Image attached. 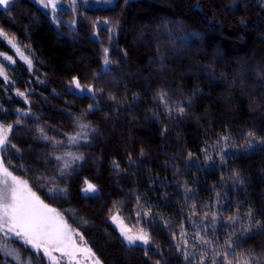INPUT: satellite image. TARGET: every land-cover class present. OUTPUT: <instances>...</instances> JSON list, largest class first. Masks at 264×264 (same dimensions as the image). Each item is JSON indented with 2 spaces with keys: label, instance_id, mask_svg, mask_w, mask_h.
<instances>
[{
  "label": "trees",
  "instance_id": "1",
  "mask_svg": "<svg viewBox=\"0 0 264 264\" xmlns=\"http://www.w3.org/2000/svg\"><path fill=\"white\" fill-rule=\"evenodd\" d=\"M59 14L62 20L31 0H11L0 9V29L15 38L34 69L30 72L20 58L11 66L1 64L10 82L0 76V123L14 125L10 140L20 150L1 156L13 175L29 181L44 203L64 215L100 264H188L175 247L181 225L191 244L195 224L207 223L216 211L226 221L237 208L244 215L228 259L243 264L249 253L264 259V230L246 215L251 209L253 221L264 225V86L259 83L264 78V0H86ZM101 22H107V30ZM105 48L113 61L110 74L102 73ZM0 53L15 54L3 37ZM73 77L82 87L93 85L96 100L71 94ZM160 91L167 92L170 107L180 102L186 114L173 111L175 118L168 119L154 99ZM134 95L139 99L133 101ZM188 99L191 107L183 103ZM97 104L99 110L85 115L89 105ZM79 123L95 129H83L87 142L71 144L58 134L82 131ZM41 127L63 146L39 139ZM249 132L254 146L242 147ZM68 152L84 159L61 179L63 161L51 157ZM40 176L52 179L48 187L67 188L66 195L49 198L47 187L36 184ZM85 180L98 187L95 197L83 195ZM186 187L192 192L186 194ZM192 204L198 215L189 220ZM149 209L150 216H143ZM117 212L129 226L150 234L147 255L144 247L130 248L122 239L110 221ZM230 232L217 221L216 236L205 237L221 259ZM9 242L33 264H50L43 254L37 257ZM203 250L196 249L197 256ZM208 254L205 264H210V249ZM0 264L15 262L0 254ZM192 264H198L196 257Z\"/></svg>",
  "mask_w": 264,
  "mask_h": 264
},
{
  "label": "snow or ice",
  "instance_id": "2",
  "mask_svg": "<svg viewBox=\"0 0 264 264\" xmlns=\"http://www.w3.org/2000/svg\"><path fill=\"white\" fill-rule=\"evenodd\" d=\"M75 3V0H72ZM10 0H0V6L5 8L8 7ZM53 10L56 9L57 5L55 0H48V3L44 4V7H49ZM105 24V30H107L106 24L107 22H101ZM112 35H115V30L113 29ZM0 37H3L7 40L8 44L12 46V48L16 49V52L19 53L20 49L16 45L15 38L8 37L7 33H5L2 29H0ZM104 57L103 63L104 68L102 70L103 74H110L112 71L111 65L113 61L109 57V50L105 48L103 50ZM3 55V54H0ZM125 55H127L125 53ZM27 62L28 70L34 73L33 69V61L28 57H24ZM12 58L9 56H3V61L0 62H8L11 61ZM0 76H4L6 82L7 77L4 75L3 71L0 70ZM96 78H99L98 76ZM71 83L74 85V88L70 90L71 94H79L85 95L87 94L93 100H96V89L93 85H88L82 87L79 80L76 77H73ZM259 83L264 86V78H261ZM78 90V93H77ZM101 92L103 90H100ZM198 91V90H197ZM194 94H196L194 92ZM17 95L25 97L26 94L24 92H17ZM167 92L160 91L156 94L154 99L161 104L167 111L168 119H174L172 116V112L176 111L181 116L186 114V109L181 105L180 102H175L171 107L168 104L166 99ZM102 99V96H101ZM111 99L115 103H119L120 101L117 97L112 96ZM138 95L133 96V101L138 100ZM183 103H187L189 107H191L192 101L190 99L185 100ZM99 110V105L97 104L94 108L93 105H89L85 115ZM20 116L27 117L29 115L28 112H22L17 110ZM155 115V113H153ZM17 124L20 123L18 119L16 121ZM78 127L82 130L76 132L74 135H69L66 133H61L58 130V134L66 135L67 141L71 144H79L81 140L87 142L88 136L87 133L83 131V129H91L90 124L79 123ZM14 125L8 124L4 125L0 123V153H7L10 149H15L16 153H19L20 150L16 148L15 144L11 143L10 135L13 132ZM92 132H95V129H91ZM167 129L165 128V132ZM40 136L39 139L43 141L50 142L53 147L63 146L64 141L55 140L53 137H49L45 134V129L41 127L39 129ZM163 134V133H162ZM254 133L249 132L248 138L246 139V143L242 145V147L251 148L254 146ZM229 139L228 136L222 137V140L227 141ZM144 152L141 149V157H143ZM191 153H189V157H191ZM67 157H71L72 163L69 162ZM6 157L0 156V254L3 257L11 258L15 264H33L31 257L24 259L22 254L17 249H10L7 246V242L13 240L19 243L26 252H32L33 255L40 257L43 254L46 257L50 264H61V261L67 258L69 264H72L73 261H76V264H79L78 254L85 260L93 259L94 253H92L90 248L82 247L77 243V239L82 244H86L84 241L83 235L76 230H74L64 218V215L57 211L56 209L50 207L48 204L44 203V201L37 196V194L32 190V187L29 185V181L23 180L18 176L13 175V173L9 170L10 165L4 164V159ZM56 161H63V166L58 169V175L61 179H66L69 175V170L74 171L75 169L72 167V164L76 161H80L84 159V156L74 155L71 152L65 153L63 156L53 155L51 157ZM224 155H221V161L224 160ZM211 159V157H208ZM134 163L131 156L128 157V165L129 167ZM115 170L120 169L119 163L113 161L112 164ZM23 167V165L21 166ZM179 171V170H178ZM233 178L240 183H243L242 180L239 179V173L234 172ZM53 181L51 178H46L44 176H40L36 179V184L38 187L44 188L47 187V194L49 198L55 199L56 197H64L67 193V188H61L58 185L48 187L49 184H52ZM85 187L81 190L85 198L95 197L99 193V189L96 185L85 180ZM192 192L191 188H185V193ZM187 198V197H186ZM140 197H137V203H139ZM192 211L189 214V220L191 217L197 216L198 213L196 211V205H190ZM205 207H211L210 205H206ZM71 211V210H69ZM237 214L233 216L227 217V220L224 221L222 219V213L220 211L213 212L211 215V219L207 220L205 223L203 220L199 224H195L194 227L197 229L194 231L191 244L189 243L187 230L184 229L183 225H181L180 232V242L175 244L176 250L181 252L184 259L188 264H192V258L196 257L198 264H205L206 260H209L208 249H210L213 253L210 258V264H232V261L228 259V253L234 250V246L238 244L239 237L237 236L236 224L239 221L240 215H244L241 209L237 208ZM150 209L143 213V216H150ZM205 219L208 217V213H205ZM246 215L249 217V223H255L261 230H264V225H261L259 221H253L252 219V210L249 209ZM137 217L141 216L140 212L136 213ZM113 223L120 221L122 223V218L118 215H112L110 217ZM217 221H220V227H231L232 232L229 233L228 238L224 242L223 246V258L221 259V252L217 251L213 241L205 239L206 236L211 234L212 236H216L217 232ZM83 223H87L84 221ZM167 224V221H165ZM211 226V227H209ZM121 235L124 240L127 242V245L131 247H144L145 254L147 255L148 251L151 248L152 237L146 231L140 230L138 232L132 233L129 229L121 227L120 229ZM243 232L250 231V228L242 229ZM201 232L204 234L201 235ZM173 239H176V235L173 233ZM237 237L234 241L233 237ZM139 242V243H138ZM191 248V250H189ZM204 249L199 256L196 254V249ZM54 253H59L60 255H54ZM244 254H241L242 258ZM249 259L243 261V264H264V259L256 260L254 257H251V254H248ZM95 264H99L98 260H95ZM156 264H161V261H156Z\"/></svg>",
  "mask_w": 264,
  "mask_h": 264
},
{
  "label": "rangeland",
  "instance_id": "3",
  "mask_svg": "<svg viewBox=\"0 0 264 264\" xmlns=\"http://www.w3.org/2000/svg\"><path fill=\"white\" fill-rule=\"evenodd\" d=\"M32 2H34L38 7H40L44 12H46V13H48L51 17H58L60 20H62V18L60 17V14H59V12H60V10H72V9H74V8H76L77 6H79V5H85V3H86V0H75V3H73L72 2V0H55V3H56V5H57V7H56V9L55 10H53L52 8H51V6H49V7H44V4L45 3H48V0H31ZM10 3H11V0H10ZM10 3H9V5H10ZM8 5V6H9ZM0 9H6L5 7H3V6H0ZM14 49V52H15V54H14V56H12V55H8V54H5V53H0V54H3V55H0V61H3V56H9V57H11L12 58V60L11 61H8V62H0V70H2L3 71V69H2V65L1 64H7V65H9V66H11L13 63H14V59L15 58H20V59H23V60H25L24 59V57H29V56H26V54H24L23 55V53H21V52H19V53H17L16 52V49L15 48H13ZM4 72V71H3ZM0 156H1V153H0ZM88 182H90L89 180H87ZM90 183H92V182H90ZM93 184V183H92ZM95 185V184H94ZM86 185H85V182L83 183V186H82V189L85 187ZM98 188V187H97ZM113 215H118L119 217H121L122 218V223L120 222V221H117L116 223H113L112 221H111V219H110V221H111V223L113 224V226L116 228V230L119 232V234H120V236L122 237V239L124 240V238H123V236L121 235V231H120V229H121V227H124V228H126V229H129L132 233H135V232H138V231H140V230H142V229H139V228H134V227H131V226H129L128 224H127V222L123 219V217H122V215L119 213V212H117V213H115V214H113ZM143 231H145V230H143ZM125 241V240H124ZM126 242V241H125ZM77 243L78 244H80L82 247H87L85 244H82L80 241H79V239H77ZM127 243V242H126ZM139 243V242H138ZM7 246H8V248H10V249H14L13 248V246H12V244H11V242H7ZM88 248V247H87ZM54 255H57V256H59L60 254L59 253H54ZM46 258V257H45ZM78 260H79V264H95V260H97L96 259V257L94 256V258L93 259H88V260H85V259H83L79 254H78ZM11 259V258H10ZM47 259V258H46ZM61 262H64V263H66V264H69V262H68V260H67V258H65L64 260H62ZM72 264H76V261H73L72 262ZM100 264V263H99Z\"/></svg>",
  "mask_w": 264,
  "mask_h": 264
}]
</instances>
